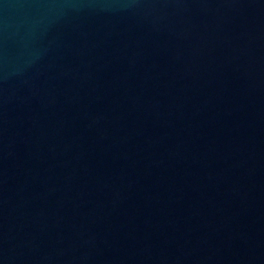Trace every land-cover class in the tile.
<instances>
[{"label":"water","instance_id":"95a60500","mask_svg":"<svg viewBox=\"0 0 264 264\" xmlns=\"http://www.w3.org/2000/svg\"><path fill=\"white\" fill-rule=\"evenodd\" d=\"M0 264H264V0H0Z\"/></svg>","mask_w":264,"mask_h":264}]
</instances>
